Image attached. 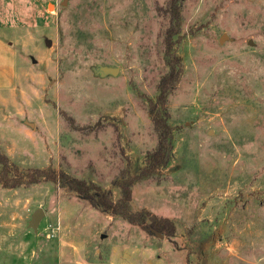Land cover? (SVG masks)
<instances>
[{
  "label": "rangeland",
  "instance_id": "374dc122",
  "mask_svg": "<svg viewBox=\"0 0 264 264\" xmlns=\"http://www.w3.org/2000/svg\"><path fill=\"white\" fill-rule=\"evenodd\" d=\"M176 6L171 152L142 178L169 0H0V152L114 200L130 179L131 209L175 225L160 237L54 183L0 185V264H264V0Z\"/></svg>",
  "mask_w": 264,
  "mask_h": 264
},
{
  "label": "trees",
  "instance_id": "16d2710c",
  "mask_svg": "<svg viewBox=\"0 0 264 264\" xmlns=\"http://www.w3.org/2000/svg\"><path fill=\"white\" fill-rule=\"evenodd\" d=\"M179 1L169 0L171 7H168L166 11L169 17V26L165 31L163 43L164 61L168 72L161 78L159 94L150 107V116L157 134V144L154 150L147 155L145 165L139 175L142 178L151 176L159 167L165 165L171 152V129L166 123L165 103L168 91L175 86L179 79L178 62L172 53V38L178 34L180 28V9L176 6ZM132 182L130 179H122L115 183L120 190V197L114 200L111 192L101 188L98 184L78 179L64 170L52 166L21 167L5 153L0 152V185L4 188L54 183L59 187L78 193L92 206L101 208L110 215L121 217L150 233L173 236L175 225L167 217L156 216L145 209L139 211L131 209Z\"/></svg>",
  "mask_w": 264,
  "mask_h": 264
},
{
  "label": "water",
  "instance_id": "95a60500",
  "mask_svg": "<svg viewBox=\"0 0 264 264\" xmlns=\"http://www.w3.org/2000/svg\"><path fill=\"white\" fill-rule=\"evenodd\" d=\"M223 36H221L220 38V41H222L223 39ZM48 44H50V42L48 41ZM104 71V70H103ZM106 72H110L112 74H116L117 73V68H114V69H109V70H105ZM43 215V210L41 208L39 209H36L31 217V220L29 222V225L32 227V228H35L36 225L39 223V220L40 218L42 217ZM160 237L162 236V234H158Z\"/></svg>",
  "mask_w": 264,
  "mask_h": 264
}]
</instances>
